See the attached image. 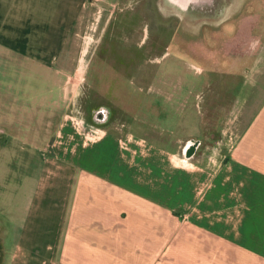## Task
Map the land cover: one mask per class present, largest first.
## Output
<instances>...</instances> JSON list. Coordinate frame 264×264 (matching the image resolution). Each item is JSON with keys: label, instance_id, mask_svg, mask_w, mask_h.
I'll return each instance as SVG.
<instances>
[{"label": "crops", "instance_id": "0c3cea01", "mask_svg": "<svg viewBox=\"0 0 264 264\" xmlns=\"http://www.w3.org/2000/svg\"><path fill=\"white\" fill-rule=\"evenodd\" d=\"M96 3L0 0V170L9 152L21 170L0 264H264V77L234 119L185 100L178 117L143 100L86 118L73 79Z\"/></svg>", "mask_w": 264, "mask_h": 264}, {"label": "rangeland", "instance_id": "374dc122", "mask_svg": "<svg viewBox=\"0 0 264 264\" xmlns=\"http://www.w3.org/2000/svg\"><path fill=\"white\" fill-rule=\"evenodd\" d=\"M88 1L102 8L89 11L99 17L89 18L85 33L87 49L81 62L88 67L87 75L73 79L79 78L73 83L74 108L86 118L102 109L108 120H121L127 118L122 109L127 102L138 105L143 100L164 105L162 113L147 112L150 116L170 112L168 116L178 117L169 103L185 100L192 110L185 108L184 116L218 103L221 107H211L210 113L234 119L246 96L255 94V84L261 85L264 68L257 71L254 65L260 66L264 57V43L259 42L264 39V0ZM253 109L247 104L243 114ZM197 119L177 132L196 135ZM230 128L236 131L234 120ZM9 153L0 170V207L15 196L14 187L7 184L21 174L19 158Z\"/></svg>", "mask_w": 264, "mask_h": 264}, {"label": "bare ground", "instance_id": "6f19581e", "mask_svg": "<svg viewBox=\"0 0 264 264\" xmlns=\"http://www.w3.org/2000/svg\"><path fill=\"white\" fill-rule=\"evenodd\" d=\"M179 2V1H178ZM184 2V1H183ZM177 3V2H176ZM180 4V3H179Z\"/></svg>", "mask_w": 264, "mask_h": 264}]
</instances>
